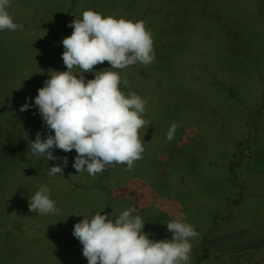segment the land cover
I'll return each instance as SVG.
<instances>
[{"label": "rangeland", "instance_id": "374dc122", "mask_svg": "<svg viewBox=\"0 0 264 264\" xmlns=\"http://www.w3.org/2000/svg\"><path fill=\"white\" fill-rule=\"evenodd\" d=\"M85 9L142 20L151 31V64L105 69L147 102L145 151L131 170L113 164L90 176L73 167L74 149L54 148L68 164L64 176H50L60 161L28 148L49 129L33 99L28 110L20 105L49 69L66 70L61 41ZM9 11L23 28L0 31V264H87L74 224L127 208L150 239H170L166 223L184 214L199 233L190 264H264V0H11ZM41 184L58 214L29 210Z\"/></svg>", "mask_w": 264, "mask_h": 264}, {"label": "clouds", "instance_id": "9594fccd", "mask_svg": "<svg viewBox=\"0 0 264 264\" xmlns=\"http://www.w3.org/2000/svg\"><path fill=\"white\" fill-rule=\"evenodd\" d=\"M10 5L11 0H0V31L23 28L14 21ZM81 16L69 22L73 31L61 41L66 70L49 69L38 94L20 105V111L28 110L32 107L28 100L33 99L49 129L43 137L38 131L28 148L47 161H60L49 166L50 176H64L68 164L67 156L53 155L54 148L74 149L73 167L90 176L113 164H126L131 170L145 151L140 130L150 124L143 118L147 102L135 91H122L121 85L129 84L127 78L122 80L117 71L105 69L151 64L155 59L151 31L142 20L104 15L94 9L83 10ZM105 61L109 67H93ZM85 73H93V78H86ZM175 128V124L170 126L166 139L173 138ZM28 199L29 210L39 215L60 211L47 184H41ZM136 213V208L114 217L97 212L74 224L73 235L82 244L87 264H190L191 241L199 233L184 214L166 223L170 239H150L144 231L145 221Z\"/></svg>", "mask_w": 264, "mask_h": 264}, {"label": "trees", "instance_id": "16d2710c", "mask_svg": "<svg viewBox=\"0 0 264 264\" xmlns=\"http://www.w3.org/2000/svg\"><path fill=\"white\" fill-rule=\"evenodd\" d=\"M36 14L35 13H33L31 16H30V20H31V22L32 21H34V19H35V16ZM64 18H65V16H64ZM40 23H42V22H40ZM42 28H45V25H42ZM49 28V27H48ZM51 29L53 30V28L51 27ZM54 31V30H53ZM259 248L260 247H257V248H254L253 250H251L249 253H250V255H252L251 253H255L254 251H256V250H259ZM249 253H248V255H249ZM210 256V255H209ZM208 255H206V253H204V259H206V258H208L209 257Z\"/></svg>", "mask_w": 264, "mask_h": 264}]
</instances>
